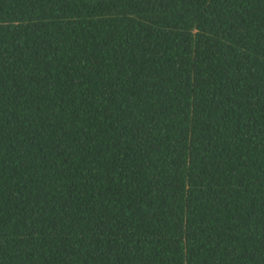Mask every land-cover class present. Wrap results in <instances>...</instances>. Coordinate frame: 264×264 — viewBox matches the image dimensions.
Wrapping results in <instances>:
<instances>
[{
    "label": "trees",
    "instance_id": "16d2710c",
    "mask_svg": "<svg viewBox=\"0 0 264 264\" xmlns=\"http://www.w3.org/2000/svg\"><path fill=\"white\" fill-rule=\"evenodd\" d=\"M0 264H264V0H0Z\"/></svg>",
    "mask_w": 264,
    "mask_h": 264
}]
</instances>
